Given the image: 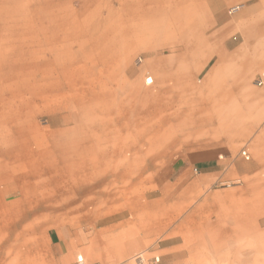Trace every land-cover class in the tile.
<instances>
[{"label": "crops", "instance_id": "0c3cea01", "mask_svg": "<svg viewBox=\"0 0 264 264\" xmlns=\"http://www.w3.org/2000/svg\"><path fill=\"white\" fill-rule=\"evenodd\" d=\"M6 1L1 4L8 3ZM64 1L51 0L49 3L50 13L56 17L53 19L55 24L63 25L66 21L60 16L64 13L60 8ZM94 1L88 0V5ZM196 5L203 20L194 28V47L174 58L181 64H188L180 66L181 73L188 77L190 74L192 78L202 74L201 84L180 88V93L197 96L195 121L187 125L181 141L191 152L190 163L199 169V181H181L189 173L187 162L172 172L174 177L168 181L165 190L180 183L182 199L171 196L173 209L169 218H162L167 216V209L154 200V205L148 201L141 204L139 216L101 218L100 225L94 230L91 224H85L82 229L54 224L46 226L49 217L42 210L32 212L29 209L32 205H42L44 198V182L41 185L31 183L29 175L34 173L30 168H40L45 158L49 160L47 173L60 172L57 180L51 181L59 188L61 159L67 161L62 173L71 176L67 180L77 184L76 174H85V171L76 165L79 163L76 161L86 159V156L85 152L72 150L61 158L60 144L53 146L50 153V146L45 148L42 138L33 140V137L13 134L20 113V104L18 101L13 103V95H23L25 92L20 89L9 100L0 101V264H77L79 261L84 264H135L134 257L139 254L147 264L154 260L159 264H264V0H196ZM112 15L109 20L106 16L103 18L104 24L109 22V27L102 30L100 43H91L92 49L87 52L91 55L90 66L86 68L87 62H84L76 67L87 69V76L80 81H88L87 86L80 84L82 86L73 91L67 84L57 85L52 81L44 85L41 82L34 93L59 96L54 110L67 112L61 118L73 133L70 141L63 143L122 142L121 136L112 133L106 137H98L92 132L86 137L76 134V130L87 132L86 122L78 117L88 109L86 103L93 106L95 113L100 109L98 103L102 94H118L114 90L100 91L108 81L112 82L113 77L109 76L112 70L106 62L99 66L98 57L101 55L105 61L111 58L112 62L129 61L138 44L149 39L145 30L150 26V13L121 12L119 9L114 19ZM6 29V24L0 25V30ZM58 42L59 38L52 40L56 45ZM36 44L42 46L44 41ZM10 45V34L6 38L0 33V63L11 62ZM25 45L28 43L24 41L20 44ZM58 71V67L51 69L50 74L42 70L40 80L52 78ZM2 78L0 75V95L4 93ZM98 79L101 81L97 82ZM168 79L165 76L157 80L162 83ZM142 80L143 77L136 80L146 88L142 93L150 94L147 88L156 80L151 76ZM257 82L261 84L257 85ZM87 89L89 91L85 92ZM64 90L72 92H62ZM167 93L168 87L160 85L152 95L165 96L166 100ZM35 106L41 107L38 101ZM31 144H35L33 149ZM91 153L96 152L91 150ZM98 153L109 154L107 150ZM33 156H36L35 160H32ZM215 175L247 180L243 185L246 193L237 200L238 205L247 207V216L206 218L201 215V218H193L192 214L183 212L186 207L183 198L203 193ZM51 195L54 199V192ZM163 224H175V233L157 240V232L166 228ZM236 240L243 242L236 251L239 256L220 261L224 256L222 251Z\"/></svg>", "mask_w": 264, "mask_h": 264}, {"label": "rangeland", "instance_id": "374dc122", "mask_svg": "<svg viewBox=\"0 0 264 264\" xmlns=\"http://www.w3.org/2000/svg\"><path fill=\"white\" fill-rule=\"evenodd\" d=\"M1 1L0 25L6 24L10 30H0V33L1 37L11 36V62L0 63V75L4 77L1 80L4 81V93H1L0 101L9 100L20 89L25 92L23 95H13V103L18 101L20 104L16 122L13 112V123L16 125L13 134H20L24 138L33 137V140L42 138L45 148L50 146V153L53 146L60 144L58 152L61 158L72 150L85 152L86 156V159L76 161L79 162L76 165L85 171V174H76L79 180L77 184L68 181L67 177L71 176L62 173L64 162L67 161L61 159L59 188L51 181L58 178L60 172L55 170L47 173L49 160L45 158L43 164L39 160L40 168H30L34 173L29 175L30 182L38 185L44 182V198L42 205H32L29 209L32 212L42 210L49 217L46 226L54 224L82 229L85 224H91L94 230L100 225L101 218H135L139 216L141 204L148 201L154 205L155 200L156 204L167 209V216L162 218H169L170 210L173 209L170 206L171 196L173 199H182L180 183L171 190H165L168 181L174 177L172 172L181 163L187 162L189 173L181 181L194 183L200 179L199 169L190 163L191 152L186 143L181 141L187 125L195 121L197 96L180 93V88L201 84L202 74L198 78H192L190 74L188 77L179 71L181 65L188 64H181L178 58H174L194 47V28L196 23H202L203 20V15L198 13L196 0H95L90 5L88 0H63L65 4L60 5L64 11L60 16L66 18L63 25L53 23L56 17L50 13L51 0H7L6 4H1ZM119 9L121 12L135 10L138 13H150V26L145 30L149 39L138 44L129 61L118 59L112 62L111 58L105 61L101 55L98 57L101 61L99 66L106 62L105 65L112 70L109 76L113 77L112 82L108 81L107 86L104 85L101 90L98 87V90H114L118 94H102V100L98 103L101 110L95 113L90 103H86L88 109L78 117L86 122L87 132L76 130V134L86 137L92 132L98 137H106L112 133L121 136L122 142L117 138L118 142L63 143L64 140L70 141L73 133L61 118L67 112L63 109L54 110L59 96L34 93L41 82L44 85L52 81L57 85L67 84L73 91L75 87L79 89L82 86L80 84L87 86L88 81L80 82L87 76L85 71L91 64L88 61L91 55H87V52L92 49L91 43H100L101 39H98L102 30L109 27V22L104 24L103 18L106 16L109 20L113 14L111 17L114 19ZM56 38L60 39L57 45L52 43ZM23 41L28 45L20 46ZM38 41H44V44H36ZM84 62H87L85 69L76 68ZM68 65L71 68L68 69ZM57 67L59 71L52 78L40 80L42 70L50 74L51 69ZM62 67L64 69L60 71ZM148 76L156 80L147 88L150 94L142 93L146 88L136 81L142 77L144 81ZM164 76L169 79L164 83L158 82L157 79ZM160 85L168 87L166 100L165 96L152 95ZM139 90V93H134ZM129 92L132 94H127ZM36 101L41 107L35 106ZM134 138L136 141L132 142ZM153 138L156 141H152ZM21 145L23 150L22 142ZM34 145L30 147L33 149ZM91 150L96 153L90 155ZM104 150L109 154L98 153ZM35 159L36 156H33L32 160ZM82 161L86 162L81 164ZM244 183H247L244 178L215 175L203 193L183 198L186 204L183 212L192 214L193 218H201V215L206 218H244L247 216V207L237 204V200L246 193ZM53 192L54 199L51 195ZM163 226L166 228L157 232V240L175 233V224ZM242 243V240H236L232 246L228 245L219 260L239 256L236 251Z\"/></svg>", "mask_w": 264, "mask_h": 264}, {"label": "built area", "instance_id": "2783aa9c", "mask_svg": "<svg viewBox=\"0 0 264 264\" xmlns=\"http://www.w3.org/2000/svg\"><path fill=\"white\" fill-rule=\"evenodd\" d=\"M260 84L261 82H257V85H260ZM134 260H135V264H147L145 263L143 257L140 254L136 255L134 257ZM77 264H84V263L82 261H79ZM151 264H158V262L154 260V261H151Z\"/></svg>", "mask_w": 264, "mask_h": 264}, {"label": "bare ground", "instance_id": "6f19581e", "mask_svg": "<svg viewBox=\"0 0 264 264\" xmlns=\"http://www.w3.org/2000/svg\"><path fill=\"white\" fill-rule=\"evenodd\" d=\"M165 77V76H164ZM155 81V80H154ZM159 82V81H158ZM164 82V81H163ZM145 88V87H144ZM136 92V91H135ZM100 100V99H99ZM95 101V100H94ZM93 107V106H92ZM169 118V117H168ZM163 121V120H162ZM150 148V147H149ZM119 151V150H118ZM120 152H121V150H120Z\"/></svg>", "mask_w": 264, "mask_h": 264}]
</instances>
